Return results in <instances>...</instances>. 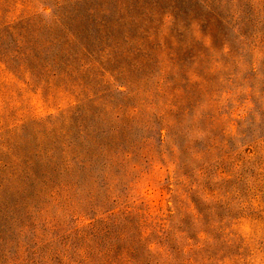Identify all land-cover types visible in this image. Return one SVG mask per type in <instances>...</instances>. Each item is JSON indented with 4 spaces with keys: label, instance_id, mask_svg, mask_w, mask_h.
<instances>
[{
    "label": "rangeland",
    "instance_id": "1",
    "mask_svg": "<svg viewBox=\"0 0 264 264\" xmlns=\"http://www.w3.org/2000/svg\"><path fill=\"white\" fill-rule=\"evenodd\" d=\"M62 20L67 62L17 53ZM133 256L264 264V0L0 11V264Z\"/></svg>",
    "mask_w": 264,
    "mask_h": 264
},
{
    "label": "trees",
    "instance_id": "2",
    "mask_svg": "<svg viewBox=\"0 0 264 264\" xmlns=\"http://www.w3.org/2000/svg\"><path fill=\"white\" fill-rule=\"evenodd\" d=\"M31 1L33 0H0V11L7 10L9 7L16 5L17 3L25 4L30 3ZM100 24L104 25L106 23L102 19ZM9 27H11V25H9ZM78 36L79 33L72 28L71 24H67L62 20L60 27H58L56 32L47 40L38 41L37 39H32L30 36H21L18 34L16 37L18 48L16 50L17 53H22L29 49L31 52H34V54H40V52H43L44 50V53L51 56L52 62H67V58L55 60V55L60 53L61 56H64L67 54L70 48V43L76 40ZM94 37L98 38L99 36L94 35ZM29 50L27 52H29ZM128 152V149L121 148L120 152H118L121 159L118 161L121 162L122 158L124 159L127 157L126 154H128ZM97 156L104 160L105 164L109 161L108 158L110 155L107 156L105 153H102V151H99ZM132 263L138 264V258L136 256L132 257Z\"/></svg>",
    "mask_w": 264,
    "mask_h": 264
}]
</instances>
